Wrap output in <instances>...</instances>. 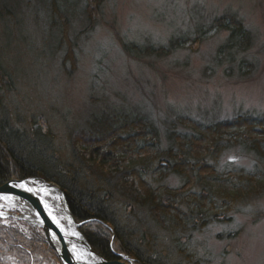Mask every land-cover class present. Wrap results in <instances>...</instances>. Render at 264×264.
Returning a JSON list of instances; mask_svg holds the SVG:
<instances>
[{
    "label": "trees",
    "instance_id": "trees-1",
    "mask_svg": "<svg viewBox=\"0 0 264 264\" xmlns=\"http://www.w3.org/2000/svg\"><path fill=\"white\" fill-rule=\"evenodd\" d=\"M43 1L52 9L49 25L55 28L77 13L94 24L102 0H75L72 9L58 0ZM203 15L192 30L172 35L165 44L127 43L125 48L140 58L159 57L225 32L218 60L228 65L227 74L251 71L253 63L245 53L254 36L243 20L231 12ZM2 76L0 186L36 176L57 183L81 232L108 261L120 260V253L135 264H207L211 258L199 253L193 239L234 224L251 198L264 193V115L204 121L181 114L171 122L165 144L145 112L115 109L93 96L99 112L69 126V139L57 148L41 114L30 116L24 106L6 105L2 85L10 86L13 79L8 71ZM238 148L256 158L253 168L223 163L228 150ZM171 177L178 185L168 191ZM9 223L0 221V257L5 253L20 264H44L41 254L63 264L44 238L26 236L20 228L31 226L12 218Z\"/></svg>",
    "mask_w": 264,
    "mask_h": 264
},
{
    "label": "rangeland",
    "instance_id": "rangeland-1",
    "mask_svg": "<svg viewBox=\"0 0 264 264\" xmlns=\"http://www.w3.org/2000/svg\"><path fill=\"white\" fill-rule=\"evenodd\" d=\"M74 2L58 0L66 9ZM0 5L11 10L0 9V80L5 71L13 79L10 86L2 85L6 105L24 106L30 116L41 114L57 148L69 139V126L99 112L93 96L115 109L145 112L165 144L171 122L181 114L204 121L264 115V0H102L94 24L77 13L66 26L55 28L49 25L52 9L43 0H0ZM226 12L237 14L254 36L245 53L253 65L242 76L228 75V65L218 60L225 32L159 57L140 58L125 48L127 43L165 44L172 35L192 30L200 13ZM224 156L223 163L255 166L256 158L242 148ZM168 185H178L177 178L171 177ZM4 206L0 200L1 211L12 216L1 213L3 224L9 226L12 218L34 228L20 225L26 236L44 238L43 229L13 217L21 212ZM197 238L193 242L199 253L211 258L207 264H264V193L251 198L234 224L214 227L202 240ZM0 261L20 264L5 253Z\"/></svg>",
    "mask_w": 264,
    "mask_h": 264
},
{
    "label": "bare ground",
    "instance_id": "bare-ground-1",
    "mask_svg": "<svg viewBox=\"0 0 264 264\" xmlns=\"http://www.w3.org/2000/svg\"><path fill=\"white\" fill-rule=\"evenodd\" d=\"M46 125L48 126L51 125V122L49 121V119H48V124ZM15 187L22 188L26 192L31 193L38 198L41 206L46 211L52 224L56 225V228H57L56 230L64 236L66 245H68L70 251L75 255V257L81 260H89L91 258V253L85 244L86 243L84 239L85 235L81 232L84 236L83 237L82 234L80 233L81 230H79V228L76 226V223L74 222L75 218L73 220L72 217L70 216V212H69L70 208L67 207L66 203L64 202V199L62 198L61 192L55 185L49 183L46 178L44 177L42 178L40 176L37 178H31L29 180H25L21 184H16ZM167 188H169L168 191H171L172 186H168ZM65 198H66V195H65ZM0 200H3L5 202L4 207H6V209L19 210L21 212V215H19V217L23 219L24 221H26L28 224L36 227L37 229H43L41 227V221H39V218H38V215L36 214L35 209L28 202L24 201L23 199L17 196H13V195L6 196V197H0ZM66 201H67V198H66ZM2 207H0V210H2ZM105 224L107 225V226L105 225L106 227L109 226V224L107 223ZM80 226L81 224H79V227ZM44 239L52 247V245L50 244V242L48 241L45 235V232H44ZM53 239H55V237H53ZM52 242L54 246H58L60 244L57 239L52 240ZM116 256L121 261H123V259H126V258L132 259L131 257L125 254L122 255L120 253H117ZM129 264H135L134 260L132 259V261H129Z\"/></svg>",
    "mask_w": 264,
    "mask_h": 264
},
{
    "label": "water",
    "instance_id": "water-1",
    "mask_svg": "<svg viewBox=\"0 0 264 264\" xmlns=\"http://www.w3.org/2000/svg\"><path fill=\"white\" fill-rule=\"evenodd\" d=\"M29 179H31V178H27L26 180H29ZM24 181L25 180H18V179H12L11 181H8L6 184H4L3 186L0 187V197H6V196H10V195L17 196V197L23 199L24 201L28 202L30 205L33 206V208L36 211V214L38 215L39 221H41V227L43 228L48 241L50 242L53 249L56 251V253L61 258V260L64 264H126L120 260L108 261L105 258H103L102 256H100L92 248V246L88 243L87 239L83 236V234L81 232L80 233L82 234V236L85 239V242H86L85 244L91 253V258L89 260H81V259H78L77 257H75V255L70 251L68 245H66L64 236L56 230L57 229L56 225L52 224L49 216L47 215L44 208L41 206L38 198L35 195L26 192L22 188L15 187L16 184H21ZM56 187L61 192L62 198L64 199V202L67 205L64 192L61 190V188L59 186H56ZM67 207H68V205H67ZM69 212H70V210H69ZM1 213H3V212L0 210V214ZM3 215L4 216H12L9 213H3ZM70 216L74 220V217H73L71 212H70ZM13 217H15L17 219H21L17 215H13ZM21 220H23V219H21ZM74 222H75V220H74ZM76 226L79 228V224L76 223ZM53 237H55V239H53ZM56 239L60 243L58 246H54V244L52 242V240H56ZM129 260L132 261V259H129Z\"/></svg>",
    "mask_w": 264,
    "mask_h": 264
}]
</instances>
